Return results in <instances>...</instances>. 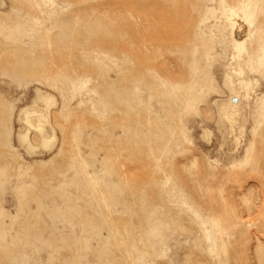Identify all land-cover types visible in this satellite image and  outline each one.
I'll list each match as a JSON object with an SVG mask.
<instances>
[{
  "label": "rangeland",
  "instance_id": "rangeland-1",
  "mask_svg": "<svg viewBox=\"0 0 264 264\" xmlns=\"http://www.w3.org/2000/svg\"><path fill=\"white\" fill-rule=\"evenodd\" d=\"M263 78L264 0H0V264H264Z\"/></svg>",
  "mask_w": 264,
  "mask_h": 264
},
{
  "label": "bare ground",
  "instance_id": "bare-ground-1",
  "mask_svg": "<svg viewBox=\"0 0 264 264\" xmlns=\"http://www.w3.org/2000/svg\"><path fill=\"white\" fill-rule=\"evenodd\" d=\"M226 19L228 26L230 27L232 34L234 36L233 41H234V49L236 51V56L237 58H240L243 53L247 52L248 48L246 47V38L244 35V28H245V19L246 15H241L238 12V8L232 4L226 14ZM259 46L256 43V47ZM252 48V47H251ZM256 51V49H254ZM190 57L192 60H194L195 57V49L192 48L190 52ZM198 71V73H197ZM239 73L242 74V70L239 69ZM203 75L200 70H192L190 74V82H201L199 80V76ZM264 79V78H263ZM199 80V81H197ZM192 89V86H190ZM223 101V99H220V103ZM238 99H233L231 103L229 104H224L221 103V108L219 109L221 111V114L223 115L224 119L228 122L230 125V128H232L234 122H235V110L233 109L235 104L237 103ZM188 110H192V103L191 102H186L185 106ZM258 110L261 111L264 108V104H260L258 107ZM29 114H26V120L25 123L32 128V125L30 124L29 121ZM37 131L41 134L43 132L42 128L40 125L37 127ZM24 141L26 144H28L27 138H24Z\"/></svg>",
  "mask_w": 264,
  "mask_h": 264
}]
</instances>
